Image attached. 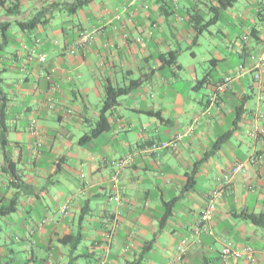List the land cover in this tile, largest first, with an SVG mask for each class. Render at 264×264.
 <instances>
[{
	"label": "crops",
	"instance_id": "crops-1",
	"mask_svg": "<svg viewBox=\"0 0 264 264\" xmlns=\"http://www.w3.org/2000/svg\"><path fill=\"white\" fill-rule=\"evenodd\" d=\"M70 1L0 0V264H167L183 238L179 264H264V228L239 215L264 212V133L246 132L264 0H91L69 14ZM84 31L91 42L68 53ZM201 37L210 41L198 58ZM171 49L189 57L163 64ZM130 79L139 82L105 112L109 127L79 144L105 84ZM177 134L175 149L149 151ZM238 162L246 172L213 197V234L197 232L217 178ZM224 241L252 247L255 261L221 256Z\"/></svg>",
	"mask_w": 264,
	"mask_h": 264
},
{
	"label": "built area",
	"instance_id": "built-area-1",
	"mask_svg": "<svg viewBox=\"0 0 264 264\" xmlns=\"http://www.w3.org/2000/svg\"><path fill=\"white\" fill-rule=\"evenodd\" d=\"M92 39H93V33L84 31L81 33L76 44L79 46L80 45L86 46L91 42ZM68 51L69 53H72L74 51V47H70ZM252 58H254V61L250 71H251L253 83L257 87V96H256L257 107L253 111V119L249 127L247 128L246 132L252 137L256 138L264 133V128L258 126L257 124V121L264 116L263 111L260 109V105L264 103V87H263L264 48L256 56H252ZM38 59L39 61H44L45 56L43 54L38 55ZM244 72H245V67L239 66L232 73L225 74L221 79V81L217 83L214 93L208 96V100L210 102H215L218 94L225 91L230 86L233 79L235 77L242 75ZM30 128L34 134H37V126L34 122H31ZM191 130L192 129L189 128V130L186 133H190ZM181 136L182 134H177L169 140H161V141L153 142L149 145V151L154 153L159 149H164L168 147L170 148L177 147V145L180 142ZM245 172H246V167L243 165V163L238 162L232 165L227 172L223 173L220 177L217 178L218 186L216 190L212 192V197L207 201L204 209L202 210L200 216V225L196 229L197 232L202 229L207 234L210 235L213 234V229L211 227L214 208H215L213 203V197L217 196V194H220L223 188H225L230 183L231 178L234 174L245 173ZM60 210L62 213H64L67 210V206L63 205ZM186 241L187 240L185 238L180 240L177 253L174 255L172 259L168 261L167 264H179V262H181L186 246ZM220 254L223 257L232 256L234 258H244L251 263L254 262L256 259L252 247L248 245L240 247L231 241H224L222 248L220 250Z\"/></svg>",
	"mask_w": 264,
	"mask_h": 264
},
{
	"label": "trees",
	"instance_id": "trees-1",
	"mask_svg": "<svg viewBox=\"0 0 264 264\" xmlns=\"http://www.w3.org/2000/svg\"><path fill=\"white\" fill-rule=\"evenodd\" d=\"M90 1L91 0H72V1L66 3L65 10H67L69 14H74L78 8L82 7L83 5L87 4ZM220 1H221L220 2L221 5L227 6V5L231 4L232 2H234L235 0H223V1L220 0ZM213 8L214 7H212V9ZM47 12H50V7H45L42 10H40L36 20L39 21L40 23L46 22L48 20V18H45ZM210 23H211V19H208L205 23L199 24L197 27H195V34L193 36L191 44H196L197 36L203 31V29L207 28V26ZM0 27H2V25ZM80 35H81V33L77 35V37L75 38L74 44L71 46V47H74V51L72 53H74L76 49L84 48V46H81V45L79 46L76 44ZM179 51H180V49H171V50L167 51L166 53L161 54L158 58L160 59V61L163 64H167V65L177 64L176 60H177ZM68 53H69V51H68ZM138 82H139V80H137V79H130L129 83L124 84V85L113 86L110 83L105 84V86H104L105 95H104L102 105H101V108L99 111V117L93 124H91L89 121H87V122H89L88 123V129L77 139V142L79 144H85V143L90 142L100 132L106 130L109 127V125L107 123V117L105 115V112L107 110H110L111 108H113L117 104V102H118L117 99L119 96L127 94L134 86H136V84H138ZM68 112H71V111L68 110ZM150 114L157 115L158 113H151L150 112ZM87 122H85V123H87ZM157 141H161V140H153L149 143V145L151 143L157 142ZM175 148L176 147H171V148L168 147V148H164L163 150H165V149L169 150V149H175ZM159 150H161V149H159ZM151 153H153V152H151ZM194 171L195 170L193 169L191 171V173H189V175H188L187 183H189V184L193 183L192 177H193ZM12 208H13V206L10 205L7 207V210H11ZM170 208H171V204L165 203V211H164V215L162 217L163 219L170 212ZM239 215L245 216L256 226L264 228V212L250 213V214L249 213L248 214L240 213ZM78 239H79L78 236L75 237V241Z\"/></svg>",
	"mask_w": 264,
	"mask_h": 264
},
{
	"label": "rangeland",
	"instance_id": "rangeland-1",
	"mask_svg": "<svg viewBox=\"0 0 264 264\" xmlns=\"http://www.w3.org/2000/svg\"><path fill=\"white\" fill-rule=\"evenodd\" d=\"M199 41H200V45L198 46V48H197V52H196V54L198 55V58H200V56L205 52V50L208 48V46H209V39L207 40L206 38L205 39H203L202 37L201 38H199ZM179 58H181L182 57V61H184V58L185 57H189L187 54H183V55H179L178 56ZM181 60V59H180Z\"/></svg>",
	"mask_w": 264,
	"mask_h": 264
}]
</instances>
